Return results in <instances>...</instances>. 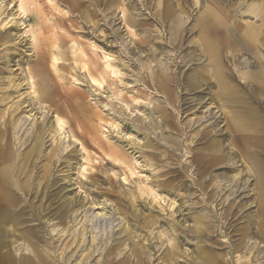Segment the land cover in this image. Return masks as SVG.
<instances>
[{
    "label": "rangeland",
    "instance_id": "rangeland-1",
    "mask_svg": "<svg viewBox=\"0 0 264 264\" xmlns=\"http://www.w3.org/2000/svg\"><path fill=\"white\" fill-rule=\"evenodd\" d=\"M250 29L264 0H0V256L264 264Z\"/></svg>",
    "mask_w": 264,
    "mask_h": 264
},
{
    "label": "bare ground",
    "instance_id": "bare-ground-1",
    "mask_svg": "<svg viewBox=\"0 0 264 264\" xmlns=\"http://www.w3.org/2000/svg\"><path fill=\"white\" fill-rule=\"evenodd\" d=\"M251 37V36H250ZM108 67V66H107ZM12 80V79H11ZM18 126V125H17ZM13 127V126H12ZM207 128V127H206ZM17 129V128H16ZM14 133V132H13ZM20 141V140H19ZM247 156V155H246ZM245 156V157H246ZM247 160V164L249 165V167L251 168L252 172L257 176L258 179V185H263L264 183V165L261 161V159L259 158V156H255V155H248L246 157ZM264 195V194H263ZM7 214L5 209H3L0 212V218L1 220H3V222H7ZM67 230V229H66ZM73 234V233H72ZM53 254V253H52ZM66 254V253H65ZM61 256V255H60ZM42 258H43V264H51V260L49 258V252L48 250L45 251V253L42 254ZM10 260V259H9ZM8 258H6L5 256H0V264H8ZM24 264H31L29 262V260H25ZM56 264V263H55Z\"/></svg>",
    "mask_w": 264,
    "mask_h": 264
},
{
    "label": "crops",
    "instance_id": "crops-1",
    "mask_svg": "<svg viewBox=\"0 0 264 264\" xmlns=\"http://www.w3.org/2000/svg\"><path fill=\"white\" fill-rule=\"evenodd\" d=\"M236 25V23L234 24ZM249 35V42L253 43L254 45L256 44H260L264 46V38L262 37V35L260 34L259 30L257 29H250L247 32ZM251 36V37H250Z\"/></svg>",
    "mask_w": 264,
    "mask_h": 264
}]
</instances>
